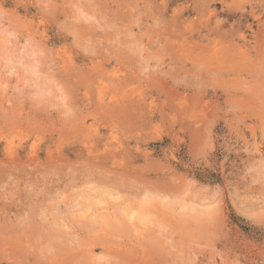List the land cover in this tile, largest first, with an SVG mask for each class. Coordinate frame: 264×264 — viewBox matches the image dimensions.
<instances>
[{
	"label": "rangeland",
	"instance_id": "rangeland-1",
	"mask_svg": "<svg viewBox=\"0 0 264 264\" xmlns=\"http://www.w3.org/2000/svg\"><path fill=\"white\" fill-rule=\"evenodd\" d=\"M0 264H264V0H0Z\"/></svg>",
	"mask_w": 264,
	"mask_h": 264
},
{
	"label": "bare ground",
	"instance_id": "bare-ground-1",
	"mask_svg": "<svg viewBox=\"0 0 264 264\" xmlns=\"http://www.w3.org/2000/svg\"><path fill=\"white\" fill-rule=\"evenodd\" d=\"M86 1H87V0H86ZM192 1H193V0H192ZM194 1H195V0H194ZM201 1H202V0H201ZM204 1H205V0H204ZM214 1H215V0H214ZM222 1H223V0H222ZM196 2H197V1H196ZM212 2H213V1H212ZM192 3H193V2H192ZM197 3L200 4V2H197ZM197 3H196V4H197ZM194 4H195V2H194ZM204 4H205V3H204ZM204 4H203V5H204ZM206 4H208V3L206 2ZM208 5H210V4H208ZM208 5H206V6H208ZM196 6H198V5H196ZM196 6H194L193 8L191 7L192 9H191V10H188V12H189V13L196 12L195 14H199V13L197 12V10L199 11L200 9H198ZM204 7H205V6H204ZM243 7H244V6H243ZM199 8H200V7H199ZM208 8H209V7H208ZM186 9H187V8H186ZM202 9L204 10V9H206V7H205V8H202ZM245 9H246V8H245ZM200 11H202V10H200ZM245 11H246V10H245ZM206 12H208V11L206 10ZM215 13H216V11L214 12V14H215ZM242 13H243V12H242ZM250 13H252V12L250 11ZM250 13L248 12V15H249ZM214 14H213V15H214ZM226 14H227V13H226ZM231 14H232V13H231ZM245 14H246V13H245ZM253 14H254V13H253ZM216 15H217V14H216ZM199 16H200V15H199ZM231 16H232V15H231ZM228 17H229V16H228ZM241 17H243V15H242ZM209 18H210V16H209ZM247 18H248V17H247ZM247 18H246V19H247ZM261 18H262V17H261ZM261 18H260V19H261ZM238 19H240V18H238ZM238 19H237V20H238ZM243 20L245 21V19H243ZM244 21H243V23H244ZM246 21H247V20H246ZM209 22H210V20H209ZM238 22H240V21H238ZM216 23H217V22H216ZM221 23H222V24H221ZM221 23H220L221 25H224L223 22H221ZM224 23H225V22H224ZM240 23H241V24H240V26H241V25H242V22H240ZM210 24H211V23H210ZM220 24H219V26H220ZM238 24H239V23H238ZM204 25H205V24H204ZM206 25L209 27V25H208V21H207ZM206 25H205V26H206ZM219 26H218V27H219ZM224 26H225V25H224ZM208 27L206 28L208 36H210V35L213 34V33H216L217 31L223 30V29H222L223 26L221 27L220 30H217V29L210 30ZM210 27L213 28L214 25H213V27L210 25ZM218 27H217V28H218ZM238 27H239V26H238ZM223 28H224V27H223ZM240 28H241V27H240ZM198 29H199V28H198ZM260 29H261V28H260ZM197 31H198V30H197ZM233 31H234V29L232 30V32H233ZM234 32H235V31H234ZM224 33L226 34L227 32H224V31H223V34H222L223 37H224ZM235 33H236V32H235ZM257 34H258V33H257ZM218 35H219V33H218ZM226 35H227V34H226ZM226 35H225V37H226ZM232 35H233V34H232ZM232 35H231V36H232ZM255 35H256V34H255ZM200 37H201V39H202V38H204L205 36L200 35ZM124 41H125V40H124ZM127 41H128V40H127ZM125 42H126V41H125ZM121 43H122V42H121ZM128 43H129V42H128ZM128 43H127V44H128ZM124 44H125V43H124ZM133 44H134V43H133ZM125 45H126V44H125ZM128 45H129V44H128ZM142 45H143V43H142ZM228 45H229V44H228ZM208 46H209V45H208ZM229 46H230V45H229ZM206 47H207V46H206ZM209 47H210V46H209ZM209 47H208V48H209ZM220 48H221V47H220ZM227 48H228V47H227ZM130 49H132V46H131ZM210 49H211V48H210ZM127 50H128V49H127ZM136 50H137V48H136ZM137 51H138V50H137ZM129 52H130V51H129ZM129 52H128V53H129ZM128 55H129V54H128ZM179 59H180V58H179ZM17 156H18V155H17ZM17 158H18V157H17ZM17 158H16V159H17ZM96 158H97V157H96ZM12 159H13V158H12ZM12 159H11V161L14 160V159H13V160H12ZM14 163H15V162H14ZM140 218H141V217H140Z\"/></svg>",
	"mask_w": 264,
	"mask_h": 264
}]
</instances>
